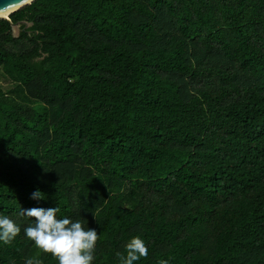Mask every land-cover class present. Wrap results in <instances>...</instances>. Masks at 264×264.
Returning <instances> with one entry per match:
<instances>
[{"label": "trees", "instance_id": "1", "mask_svg": "<svg viewBox=\"0 0 264 264\" xmlns=\"http://www.w3.org/2000/svg\"><path fill=\"white\" fill-rule=\"evenodd\" d=\"M32 207L96 228L93 264L133 236L134 264H264V0H34L0 19V215L21 227L0 264H59L25 236Z\"/></svg>", "mask_w": 264, "mask_h": 264}, {"label": "clouds", "instance_id": "2", "mask_svg": "<svg viewBox=\"0 0 264 264\" xmlns=\"http://www.w3.org/2000/svg\"><path fill=\"white\" fill-rule=\"evenodd\" d=\"M33 199H42L44 194L37 190L31 194ZM58 207L21 208L19 216L28 217L31 223L24 228L25 236L34 242L42 253L52 255L59 264H93L95 260L98 231L85 228L79 219L58 218ZM95 215V213H94ZM96 217V215H95ZM98 220V218L96 217ZM99 221V220H98ZM21 232L20 225L8 215H0V241L10 244ZM125 252H117L120 264H134L149 254L145 241L133 236L125 245ZM25 264H42L38 258H27ZM159 264H169L161 260Z\"/></svg>", "mask_w": 264, "mask_h": 264}, {"label": "water", "instance_id": "3", "mask_svg": "<svg viewBox=\"0 0 264 264\" xmlns=\"http://www.w3.org/2000/svg\"><path fill=\"white\" fill-rule=\"evenodd\" d=\"M34 0H0V19L5 18L11 20V14L20 10ZM14 32L17 35L20 29V23H12ZM29 24H27L28 26Z\"/></svg>", "mask_w": 264, "mask_h": 264}]
</instances>
